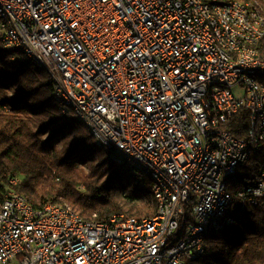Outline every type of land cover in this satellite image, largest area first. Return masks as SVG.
<instances>
[{
    "label": "built area",
    "instance_id": "1",
    "mask_svg": "<svg viewBox=\"0 0 264 264\" xmlns=\"http://www.w3.org/2000/svg\"><path fill=\"white\" fill-rule=\"evenodd\" d=\"M0 37L111 159L152 182L151 217L86 221L0 187V264H185L235 220L229 184L264 145V0H0ZM242 91L237 96L234 89ZM250 110L248 140L225 125ZM264 205V167L236 192Z\"/></svg>",
    "mask_w": 264,
    "mask_h": 264
},
{
    "label": "trees",
    "instance_id": "2",
    "mask_svg": "<svg viewBox=\"0 0 264 264\" xmlns=\"http://www.w3.org/2000/svg\"><path fill=\"white\" fill-rule=\"evenodd\" d=\"M257 50L264 59V38ZM53 91L50 75L25 59L21 49L5 48L0 37V187L18 178L15 192L34 208L68 204L86 221L153 216L151 180L113 162L111 151L95 142L72 111L63 112ZM249 115L242 107L225 127L248 140ZM263 167L259 144L229 184L234 224L208 233L204 252L185 264H264V205L241 208L236 198L239 189L257 182Z\"/></svg>",
    "mask_w": 264,
    "mask_h": 264
},
{
    "label": "rangeland",
    "instance_id": "3",
    "mask_svg": "<svg viewBox=\"0 0 264 264\" xmlns=\"http://www.w3.org/2000/svg\"><path fill=\"white\" fill-rule=\"evenodd\" d=\"M234 92H235V94L237 95V96H241L242 95V91L240 90V89H238V88H235L234 89ZM63 205H68V204H63ZM69 206V205H68Z\"/></svg>",
    "mask_w": 264,
    "mask_h": 264
}]
</instances>
